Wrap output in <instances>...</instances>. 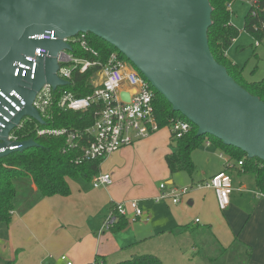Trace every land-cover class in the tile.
<instances>
[{
    "label": "water",
    "instance_id": "1",
    "mask_svg": "<svg viewBox=\"0 0 264 264\" xmlns=\"http://www.w3.org/2000/svg\"><path fill=\"white\" fill-rule=\"evenodd\" d=\"M211 11L208 0H0V101L5 94L20 104L12 91L24 101L0 130V158L11 153L5 136L23 116L45 124L31 105L35 92L45 82L66 84L55 74L54 55L70 49L64 36L86 32L122 53L172 110L197 127V135H211L264 162V103L213 58L206 36ZM46 31L55 38L35 37ZM37 47L46 55L36 57L34 78L31 70L21 77L17 63L31 66L26 56ZM121 97L129 99L125 92ZM19 143L16 151L37 145L33 139Z\"/></svg>",
    "mask_w": 264,
    "mask_h": 264
},
{
    "label": "crops",
    "instance_id": "2",
    "mask_svg": "<svg viewBox=\"0 0 264 264\" xmlns=\"http://www.w3.org/2000/svg\"><path fill=\"white\" fill-rule=\"evenodd\" d=\"M207 140L191 153L197 170L201 164L207 168L211 163L214 155L211 146L219 149L210 140L206 145ZM173 144L170 129L161 127L101 160L98 173L110 174L109 185L93 187L94 176L89 180L68 179V195L46 196L25 212L14 211L9 223L0 224L5 229L0 235V264H64L59 259L62 254L73 264L93 263L95 259L103 264H115L127 255L145 253L157 256L165 264L167 253L160 252L165 243L174 244L171 250H175L176 258H188L189 264H195L199 251L203 260L213 256L206 245L199 247L202 242L210 241L220 253L235 239L249 248L247 264H264V194H258L254 175L243 172L223 149H219L218 155L222 166H213L208 172L201 170L200 180L190 177L191 191L186 198L181 197L169 206L156 199L163 190L179 188L167 177L170 172L165 156ZM221 155L229 158L233 166L226 169ZM222 170L232 179L230 197L233 192H239V196L230 198L224 210L219 209L213 189L203 186ZM163 182L166 187L160 189ZM131 200L137 201L148 221L139 219L140 223H134L124 216L128 221L126 226L121 229L112 226L103 231L111 205ZM195 203V208H188ZM237 207L245 209L244 212L237 211ZM191 234H196L198 244L193 242L187 248L183 242Z\"/></svg>",
    "mask_w": 264,
    "mask_h": 264
},
{
    "label": "trees",
    "instance_id": "3",
    "mask_svg": "<svg viewBox=\"0 0 264 264\" xmlns=\"http://www.w3.org/2000/svg\"><path fill=\"white\" fill-rule=\"evenodd\" d=\"M212 7L210 14L211 25L208 27L206 36L207 44L216 62L226 68L227 73L233 80L247 90L250 94L259 97L264 103V78L261 80H249L244 77L242 70L237 64L232 63L225 51L231 45L233 39L238 36V29L231 23L227 4L235 0H208ZM256 5L249 6L244 16L243 30L260 42L264 34V0H255ZM90 46L97 52L96 59L104 61L109 53L117 52L127 62L129 60L114 46L105 40L88 33ZM77 55L86 56L82 50L74 49ZM130 63V62H129ZM131 64V63H130ZM132 65V64H131ZM133 66V65H132ZM98 67H90L83 73L73 71L68 84L58 86L53 90L55 101L58 100L59 90H67L76 97H83L93 90L92 80ZM154 110L160 127L170 125L171 121L182 118L179 112L172 110L166 99L154 89ZM94 107L87 111L63 110L56 103L52 106V118L46 121L47 127L83 128L93 122ZM189 130L180 138H173L174 144L171 151L165 156V162L170 174L185 171L190 177L195 172V164L191 158L193 150L208 139L217 147L224 150L239 165L243 172L254 175L255 188L264 194V162L257 158H249L245 153L231 146L216 143L211 135H197V127L190 122ZM44 126V125H43ZM19 141L33 139L37 145L13 151L0 158V224H7L11 220L14 211L25 212L46 196L69 194L68 179H90L99 171L101 160L84 161L79 164L74 159L80 154L78 149L63 150L64 138L61 136L37 135L34 132V121H26L21 129L15 132ZM228 147H230L228 149ZM128 223L124 216H118L113 224V229H121ZM235 239V242L227 249H222L218 254L230 250L231 256L242 258L241 263L247 264L249 248ZM244 249V250H243ZM214 256L209 258V264H216ZM103 264L99 259L93 263ZM115 264H163L162 260L153 254H133ZM220 264V263H217Z\"/></svg>",
    "mask_w": 264,
    "mask_h": 264
},
{
    "label": "built area",
    "instance_id": "4",
    "mask_svg": "<svg viewBox=\"0 0 264 264\" xmlns=\"http://www.w3.org/2000/svg\"><path fill=\"white\" fill-rule=\"evenodd\" d=\"M249 6H255V0H246ZM232 2L227 4L230 9ZM36 38L42 40L54 39L53 31H46L35 35ZM62 40L70 45V49H61L54 56L58 65L56 76L68 84L71 80L73 71L83 73L90 67H98L95 78L92 80L93 90L90 94L83 97H76L67 90H59L58 100L55 101L53 90L49 82L43 83L35 92L31 101L32 107L38 112L40 117L46 124V121L52 118V106L54 103L63 110L87 111L94 107L93 122L83 128H55L47 127L37 122L30 116H23L19 122L5 136V141L10 142L7 148L13 152L20 146V141L15 133L17 129H21L26 121H34V132L37 135L61 136L64 138L63 150L78 149L79 155L74 159L76 164L84 161L102 160L114 151L130 146L147 138L161 127L156 119L154 110V87L149 81L129 62L121 57L117 52L108 54L104 61L96 59L97 52L90 46L88 33L77 32L74 35L64 36ZM74 49L82 50L86 56H79ZM45 56L46 50L37 47L33 56H26V59L32 63L18 62L19 68H22L21 77H25L27 72L31 70L30 78H34L37 56ZM18 68L15 70V76L18 75ZM128 94V101L123 100L121 93ZM11 95L17 97L20 104L16 103L13 98L2 94L4 99L0 101V130L19 112L24 105V101L20 99L14 91ZM190 128L189 120L182 116L171 121L169 129L171 136L180 138ZM2 140H0L1 142ZM209 145V141L205 142ZM0 148V150H3ZM224 159V167L230 168L233 164L230 159L222 156ZM239 160L237 165H241ZM111 183L109 173H97L94 176L93 187L107 186ZM199 186V185H198ZM204 187L213 189L219 209L224 210L230 202V194L233 189L232 179L225 171H219L211 176V178L203 184ZM166 184H160V189H164ZM191 187L176 188L172 187L163 190L157 196V200L171 198V202L177 203L179 199L186 195ZM261 194V193H258ZM127 214H129L127 216ZM118 216H125L130 222H136L139 219L148 221L141 207L136 200L117 202L111 205L107 216L103 223V229L111 228L117 221ZM199 219H195L198 221ZM59 259L64 264H73L65 254L60 255Z\"/></svg>",
    "mask_w": 264,
    "mask_h": 264
},
{
    "label": "rangeland",
    "instance_id": "5",
    "mask_svg": "<svg viewBox=\"0 0 264 264\" xmlns=\"http://www.w3.org/2000/svg\"><path fill=\"white\" fill-rule=\"evenodd\" d=\"M230 9H231V13H230L231 23L238 29L239 33H238V36L235 38V40L232 42L233 46L227 49L226 55L228 58H230V60L232 62H234L235 64L238 65V67L242 70V73H243L245 78H247L249 80H255V81L261 80L262 78H264V34L262 35V38L259 42L253 36H251L246 31L243 30L242 24H243L244 16L249 9L248 1H246V0H235L233 2L232 6H230ZM164 127H168V126H164ZM214 139L217 140L216 143L220 144V141L218 139H216V138H214ZM199 147L201 148V146H199ZM211 148H212L211 151L214 152L211 163H209L207 168L205 167L206 164H201L200 165L201 167L200 168L198 167V170L196 169V171L192 175V178H194V180H200L199 178H200L201 170L208 172L209 169L212 168L213 166H218V165L222 166V159L218 158L219 149L221 151L222 148L219 147V149H216L214 146H211ZM229 148L230 147H228V149ZM167 177L168 178L171 177L173 180V183L175 185L179 186V188L191 186L190 185V176L185 171H178V172H175L173 174L169 173V175ZM162 180H164V179H162ZM158 181H156V183ZM185 185H188V186H185ZM167 187H169V185H167ZM190 189L191 188H189V190ZM187 196H188V194L182 196L181 199H184ZM234 196L235 197L239 196V192H236V191L233 192V194L231 195L230 198L232 199ZM236 199L238 200V198H236ZM161 202L165 205H168V206L171 205V203H172L171 198H166ZM196 206H197V204L195 203L193 206L188 207V208H195ZM237 208H239V209H236V210L240 211V212H244V210H245V209L240 208V207H237ZM128 215L129 214H127V216ZM243 220H244V216H243ZM134 223H140V222L136 221ZM4 230H5L4 226L0 225V235L3 234ZM107 230H109V228L103 229V231H107ZM193 242L194 243L196 242V234H191V235L186 236L183 244H184V246H187V248H188V245L192 246V244H194ZM196 244H198V243L196 242ZM171 245H174V244L165 243V245L162 247V249L160 251L161 253L162 252L167 253V255L165 254L166 258L164 257L165 264H189L187 262L188 258L183 259L180 256H178L180 259L178 257L176 258L175 250H171V248H172ZM203 245H206V248H208L211 251V254H213V256H208V258L203 260V258L201 259L202 254L199 251L200 253L197 252L196 257L194 258L195 264H199L201 261H203L202 264H209L208 259L214 257V255L216 256V254H219V252H218L219 248L218 247L216 248L213 243H210V241H208L207 243L202 242L201 244H199V247L202 248ZM217 256H219L216 258L217 263H220V264H239L242 261V258L240 259L238 256H233V255L231 256L230 250H227L226 252H222L220 255H217ZM129 257L130 256L127 255V257H124V258H129ZM169 259H173V262H172V260L170 261ZM190 264H193V262H191Z\"/></svg>",
    "mask_w": 264,
    "mask_h": 264
}]
</instances>
